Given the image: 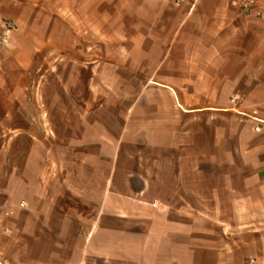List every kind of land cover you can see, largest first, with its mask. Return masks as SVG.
<instances>
[{
  "label": "crops",
  "instance_id": "crops-1",
  "mask_svg": "<svg viewBox=\"0 0 264 264\" xmlns=\"http://www.w3.org/2000/svg\"><path fill=\"white\" fill-rule=\"evenodd\" d=\"M159 1L173 105L119 131L100 106L38 105L0 55V264H264V0Z\"/></svg>",
  "mask_w": 264,
  "mask_h": 264
},
{
  "label": "rangeland",
  "instance_id": "rangeland-1",
  "mask_svg": "<svg viewBox=\"0 0 264 264\" xmlns=\"http://www.w3.org/2000/svg\"><path fill=\"white\" fill-rule=\"evenodd\" d=\"M0 4V55L11 57L14 68L29 70L19 80L22 87L47 92L38 105L53 111L66 106L72 115L83 107L100 106L106 122L116 116L118 131L127 116L156 117L159 107L173 105L168 94L158 92L166 89L155 81L162 52L158 44L172 37L173 27L160 18L164 4L159 0H4ZM232 98L234 111L229 113L236 115L242 98L235 104ZM221 114L226 113L214 112L213 122ZM198 118L199 136L211 121ZM141 128L140 123L132 125L131 137Z\"/></svg>",
  "mask_w": 264,
  "mask_h": 264
},
{
  "label": "built area",
  "instance_id": "built-area-1",
  "mask_svg": "<svg viewBox=\"0 0 264 264\" xmlns=\"http://www.w3.org/2000/svg\"><path fill=\"white\" fill-rule=\"evenodd\" d=\"M168 3H172L173 5L176 6H181L183 3H185L187 0H163ZM238 6L244 11V12H249L252 9H254L257 6V0H241L240 3H238ZM10 31L7 30L5 34H3L2 41L6 42L8 35ZM240 98L238 95L234 96L231 100L233 104L236 102L240 101ZM252 119H254L258 125L255 127V131L257 133H261L264 131V121L260 120L257 116V113H254V115L251 116ZM255 260H251L250 264H254Z\"/></svg>",
  "mask_w": 264,
  "mask_h": 264
}]
</instances>
